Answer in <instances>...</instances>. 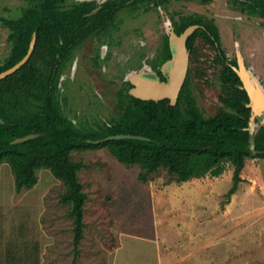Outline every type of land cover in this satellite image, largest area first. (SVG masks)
I'll list each match as a JSON object with an SVG mask.
<instances>
[{"label": "rangeland", "instance_id": "rangeland-1", "mask_svg": "<svg viewBox=\"0 0 264 264\" xmlns=\"http://www.w3.org/2000/svg\"><path fill=\"white\" fill-rule=\"evenodd\" d=\"M83 1L62 0L60 7ZM38 3L0 0V66L11 51L2 20L17 19ZM192 14L215 21L229 59L240 54L264 88V19L242 13L234 0H170L147 13L121 11L106 35L91 37L74 52L60 82L65 116L82 128L117 117V94L128 89L132 71L144 64L151 70L170 19ZM197 47L190 85L204 115L212 117L223 107L220 67L210 43L199 39ZM261 122L251 121V131ZM72 158L86 165L79 180L88 195L77 264H264V160L246 161L243 180L229 197V163L219 177L179 183L160 169L142 182L140 167L119 163L106 149L74 152ZM37 176L33 189L17 193L11 167L1 166L0 264L74 262L73 224L60 202L65 186L47 169Z\"/></svg>", "mask_w": 264, "mask_h": 264}, {"label": "trees", "instance_id": "trees-1", "mask_svg": "<svg viewBox=\"0 0 264 264\" xmlns=\"http://www.w3.org/2000/svg\"><path fill=\"white\" fill-rule=\"evenodd\" d=\"M60 1L38 0V6L24 10L21 17L2 20L9 31L11 51L0 66V73L24 59L34 37L36 43L28 61L0 80V117L4 121L0 124V169L2 164H9L17 193L37 185L40 169L49 170L64 184L66 191L60 202L69 207L74 234L73 264H77L84 239L88 195L79 180L86 165L73 160L74 152L106 149L119 163L140 167L142 182L160 169H166L179 183L207 175L219 177L229 163L234 169L233 186L228 192L231 197L243 180L246 161L264 160V125L254 133L250 131V98L235 71L238 61L227 56L215 21L192 14L173 18L174 32L179 36L190 26H200L187 40L190 62L198 59L199 39L212 45L214 65L220 67L223 107L212 117L204 115L191 89L189 69L176 105H171L169 99H138L130 93L133 85L127 82L128 89L117 94L120 111L117 117L95 128L79 127L65 116L60 95V79L74 52L88 38L106 35L121 11L147 13L153 8H166L170 0H107L96 13H92L99 7L95 2L62 9ZM189 1L208 5L213 0ZM234 3L242 13L264 19V0H234ZM171 58L166 35L159 64ZM159 75L166 81L160 72ZM31 134L40 136L13 143ZM116 135L145 139L93 143Z\"/></svg>", "mask_w": 264, "mask_h": 264}, {"label": "water", "instance_id": "water-1", "mask_svg": "<svg viewBox=\"0 0 264 264\" xmlns=\"http://www.w3.org/2000/svg\"><path fill=\"white\" fill-rule=\"evenodd\" d=\"M170 24V23H169ZM200 26L194 25L188 27L184 33L177 35L171 28L168 32L170 36V42L173 46V57L167 63L170 66L169 72L167 73V81L162 82L158 79L148 76H141L140 74H134L131 76V82L134 85V88L131 90V94L141 100H154L160 101L164 99H169L171 105H176L180 91L185 83V80L188 75L189 62H190V53L187 49V40L188 38L199 28ZM36 43V38L34 37L31 44L28 54L24 57L22 61L16 64L14 67L9 70L0 73V80L4 79L18 69H20L30 58ZM238 68H235V71L239 75L244 89L248 92L250 98L249 106L252 108V117L255 118L256 115L264 114V88L254 76V74L249 71L241 55H238ZM139 76V77H137ZM145 77L144 79H142ZM150 80H149V79ZM145 86V92L140 93L139 89ZM4 121L0 117V124H3ZM40 136V134H31L22 138L16 139L13 143H23L30 139H34ZM126 138H138L145 139L143 137H135L131 135H116L109 136L104 140L94 141V144H100L102 142H107L111 140H119ZM254 148V145H252Z\"/></svg>", "mask_w": 264, "mask_h": 264}, {"label": "flooded vegetation", "instance_id": "flooded-vegetation-1", "mask_svg": "<svg viewBox=\"0 0 264 264\" xmlns=\"http://www.w3.org/2000/svg\"><path fill=\"white\" fill-rule=\"evenodd\" d=\"M107 0H84L83 2H95L99 7H97V8H95L94 9V11L92 12V13H96L99 9H100V7H101V5L103 4V3H105ZM174 18V17H173ZM173 18H171L170 19V26H171V28L173 29V31H174V27H173ZM168 35V37H169V45H170V47H171V50H172V57H173V46L171 45V42H170V36H169V34H167ZM93 37V36H92ZM91 38V37H90ZM90 38H88L87 40H89ZM86 40V41H87ZM85 41V42H86ZM84 42V43H85ZM163 47H164V41H163ZM163 50V49H162ZM162 52V51H161ZM161 52L159 53V55L158 56H156L155 57V62L152 64V66H151V70H149V66H147V64H144V63H146V62H144L143 64H144V66H143V68L141 69V70H133L132 71V73L133 74H131L130 75V78H129V81L128 82H130L131 84H132V82H131V76L132 75H134V74H142L141 76H148L149 78H151V77H154V78H156V79H158L159 81H162V79H161V76L159 75V72L166 78V81H167V71H166V69H167V66H168V62L172 59H170V60H168V61H166V62H163L162 64H159V61H160V54H161ZM66 67V66H65ZM65 69V68H64ZM62 75H63V73H62ZM61 78H62V76H61ZM60 82H61V79H60ZM162 82H165V81H162ZM133 85V84H132ZM134 88V85H133V87H132V89ZM131 89V90H132ZM131 90H130V92H131ZM250 104V103H249ZM252 109V108H251ZM259 120H261L262 122H261V125H264V114H260V115H256L255 116V118H253L251 121H254V122H257V121H259ZM250 124H251V122H250ZM250 131H251V129H250ZM252 132V131H251ZM252 133H254V132H252Z\"/></svg>", "mask_w": 264, "mask_h": 264}, {"label": "bare ground", "instance_id": "bare-ground-1", "mask_svg": "<svg viewBox=\"0 0 264 264\" xmlns=\"http://www.w3.org/2000/svg\"><path fill=\"white\" fill-rule=\"evenodd\" d=\"M169 69H170V66L168 65V66H167V69H166L167 73L169 72ZM141 75H142V74H141ZM137 77H139V76H137ZM144 78H145V77H143L142 79H144ZM148 79H149V78H148ZM149 80H150V79H149ZM145 89H146V88H145V86H144L143 88H140V89H139V92H140V93L145 92Z\"/></svg>", "mask_w": 264, "mask_h": 264}]
</instances>
